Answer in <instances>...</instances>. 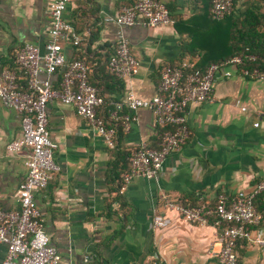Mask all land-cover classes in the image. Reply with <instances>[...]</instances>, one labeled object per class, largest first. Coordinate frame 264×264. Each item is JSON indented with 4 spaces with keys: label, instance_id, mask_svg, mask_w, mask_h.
<instances>
[{
    "label": "crops",
    "instance_id": "crops-1",
    "mask_svg": "<svg viewBox=\"0 0 264 264\" xmlns=\"http://www.w3.org/2000/svg\"><path fill=\"white\" fill-rule=\"evenodd\" d=\"M162 1L173 25L124 26L106 20L116 18L121 7L134 0H76L64 12L80 38L78 45L70 37L59 40L67 62L86 60L92 83L106 98L123 99L133 120L111 148L73 105L59 98L48 104L49 129L58 143L55 160L60 168L35 198L63 264H151L156 255L163 264H219L222 230L214 216L207 224L174 217L175 224L165 229L154 228L153 217L166 211L164 198L213 206L218 195L234 196L264 180V80L221 76L214 86L215 102H190L186 143L166 157L156 177L137 176L126 182L112 206L114 213L109 212L112 164L118 163L123 171L133 149L143 143L159 146L162 130L150 109L130 110L126 95L115 92L107 62L119 33L129 38L139 62V71L124 80L125 92L143 99L157 94L161 71L168 64L190 60L204 67L231 56L234 41L241 44L243 39L238 32L242 30L247 37L248 11L261 15L258 29L264 34V0H238L232 14L220 20L212 17L213 0ZM233 19L240 21L237 26ZM50 27L49 0H0V74L26 43L44 51ZM62 71L51 76L56 88ZM110 106L107 102L101 114L107 115ZM21 133L20 114L0 102V208L4 210L19 208L18 190L27 175L29 151L7 150L8 143ZM257 207L264 232V193L257 198ZM6 251L7 245L0 242V264ZM236 251L237 264H264V245L241 239Z\"/></svg>",
    "mask_w": 264,
    "mask_h": 264
},
{
    "label": "built area",
    "instance_id": "built-area-1",
    "mask_svg": "<svg viewBox=\"0 0 264 264\" xmlns=\"http://www.w3.org/2000/svg\"><path fill=\"white\" fill-rule=\"evenodd\" d=\"M73 1L76 0H49L51 27L44 51L37 44L26 43L16 54V65L3 68L0 74V102L17 111L22 122L21 136L8 143L7 150L13 153L22 149L29 151L25 161L27 175L18 190L19 208H0V242L7 245L2 264H63L60 252L46 233L35 198V193L46 189L60 168L55 160L58 143L52 139L49 129L50 101L59 98L63 103L73 105L111 148L116 146L114 129L107 127L98 113L105 99L91 81L90 64L79 58L67 62L59 44L61 38L69 37L75 44L80 43L79 36L64 17L68 4ZM237 1L213 0L212 17L224 19L234 11ZM106 20H116L124 26L142 23L150 27H165L174 23L169 8L162 0H134L122 6L116 18L107 17ZM249 58L255 59V55ZM108 67L110 72L124 80L139 71L138 59L124 33L118 35ZM60 69H63L62 79L56 88L51 76ZM234 75L264 80V69L245 64L240 55L212 62L205 69L196 67L190 60H183L162 69L157 94L153 98L143 99L133 93L126 94L128 108L150 109L162 130L158 147L143 143L130 152V166L123 173L125 183L137 176L156 177L166 157L185 144L190 136L187 121L190 102H215L216 80L221 76ZM111 118L122 120L124 128L129 129L133 115L126 113L120 116L113 111ZM263 193L264 180H260L250 190H241L234 196L218 195L213 206L185 205L164 198L166 211L156 213L152 225L157 229L169 228L175 224L174 217L185 223L207 224L214 216V223L221 225L222 230L219 264H237L236 245L239 240L247 239L264 245V232L260 229L262 215L257 207V198ZM151 264L163 263L156 255Z\"/></svg>",
    "mask_w": 264,
    "mask_h": 264
},
{
    "label": "trees",
    "instance_id": "trees-1",
    "mask_svg": "<svg viewBox=\"0 0 264 264\" xmlns=\"http://www.w3.org/2000/svg\"><path fill=\"white\" fill-rule=\"evenodd\" d=\"M237 19H240V18H237ZM237 19L232 20L233 26L238 25L239 20H237ZM214 20H216V19H214ZM246 21H248L250 23V26H249L250 28L248 30L247 37H246V33H244L242 30H240L238 32V34L242 35L243 39L241 41V44H239V42L234 41V44H233V51L234 52L231 56L240 55L244 59L245 64L258 66V67L264 69V34L262 35L258 29V27L262 23V17L258 13H255V11H248L247 16H246ZM233 39H235L234 36H233ZM250 55H255V59L249 58ZM231 56H229V57H231ZM225 58H228V57H225ZM225 58H222V59L217 60V61H222ZM109 59H108V62H109ZM108 62H107V72L115 84L114 88L117 90L115 92L120 93L121 96H124V94L126 95L124 79L119 78L117 75L110 72L109 67H108ZM213 62H215V61H213ZM11 65L12 66L16 65L15 60H13V62H11ZM208 65H206L204 67L198 66V65H195V66L198 68H201V69H205ZM95 85L97 86V84H95ZM97 87L99 89V93L102 96H104L103 90H101V88L99 86H97ZM104 99H105V103L103 106H105V104L107 102H108V104L110 103V105H111L110 109H109V113L107 115L101 114L100 110L103 106L99 109L98 113L102 118H104L107 127L114 129V131H115V144L117 145V135L120 132L124 131L125 128H124L122 120H120V119L115 120V119L111 118V113L113 111H117L120 116L125 115L127 113V111H126L127 107L123 102L124 100L120 99L119 97L106 98L104 96ZM129 155H128V157H129ZM128 157L126 160V167L123 171H120V168H118V163L112 164V169H111V173H110V180H109L110 183L112 184V187H111V191H110V197L108 198V203H107L108 207H109V212H111V213H114V210L112 207L114 204V201L116 199H119L122 196V191H123L125 184H126L124 179H123V173L126 170H128L129 166H130Z\"/></svg>",
    "mask_w": 264,
    "mask_h": 264
}]
</instances>
